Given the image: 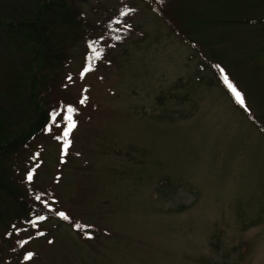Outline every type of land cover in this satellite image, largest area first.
<instances>
[{
	"label": "rangeland",
	"instance_id": "1",
	"mask_svg": "<svg viewBox=\"0 0 264 264\" xmlns=\"http://www.w3.org/2000/svg\"><path fill=\"white\" fill-rule=\"evenodd\" d=\"M41 1L0 0L1 148L35 120L18 25ZM76 1L109 60L94 68L79 41L67 50L59 85L72 111L16 167L25 200L61 221L0 223L7 264H264V135L228 87L264 127V22L242 23L264 19V0H167L178 22L143 0ZM66 221L97 229L80 237Z\"/></svg>",
	"mask_w": 264,
	"mask_h": 264
},
{
	"label": "trees",
	"instance_id": "2",
	"mask_svg": "<svg viewBox=\"0 0 264 264\" xmlns=\"http://www.w3.org/2000/svg\"><path fill=\"white\" fill-rule=\"evenodd\" d=\"M173 1L171 0L169 4H173ZM143 2L162 19H167L166 15L170 14L171 20L177 21L173 10H170V5L167 4V0H143ZM256 20L264 22V19H255L243 20L242 23H258ZM179 22L181 25L183 24L182 19ZM181 25L178 27L174 24L171 28L172 32L185 40L192 50L200 54L199 45L185 35L187 32L185 34H183L184 32L180 33ZM92 26L93 24L85 18L76 0H42L34 20L28 24L20 23L18 25L19 32H23L27 37L25 44L32 53L30 60L26 62L22 71L28 81L29 88L28 91L22 90L21 92L28 103L32 105L30 107L31 110L33 109L35 120L29 129L23 132L24 136L28 134L25 139L20 136L17 138L18 140L11 138L4 143L3 148L0 146V199H3V201H0V223L2 224L11 225L14 222H22L35 228L40 217L53 216L60 218L39 201L25 200L26 196L23 190L17 188L16 185L17 160L20 152L28 150L37 138L48 133L47 129H52L64 120L67 114H70L66 112L69 109L68 99L62 91V85H59V74L60 69L67 65V62L64 61L68 59L67 50L72 44L79 41L84 45L85 50L88 52L90 65L94 68L109 60L107 44L105 43L106 38L104 35L97 34ZM63 27H67V29L64 30ZM201 57L203 58V56ZM204 61L213 70L216 80L230 94L224 85L225 81L217 70V63L207 62V59H204ZM57 85L58 89H56ZM40 91L42 94L41 100ZM233 101L234 106L264 135V127L260 122L254 116L242 110L235 100ZM65 223L72 228L76 227L74 229L80 237H84L85 229H97L90 225H76L71 221ZM37 231L39 235L45 233L40 229ZM7 238L10 242L11 238L8 233ZM32 257L34 258L36 255ZM7 260L11 262L12 258L7 259L4 256L0 245V264H7Z\"/></svg>",
	"mask_w": 264,
	"mask_h": 264
},
{
	"label": "snow or ice",
	"instance_id": "3",
	"mask_svg": "<svg viewBox=\"0 0 264 264\" xmlns=\"http://www.w3.org/2000/svg\"><path fill=\"white\" fill-rule=\"evenodd\" d=\"M90 70H91V68L89 67V68H86L84 71L87 72V71H90ZM81 75H82V77H83L84 73H82ZM225 83H227V77H225ZM228 87H229V88L231 89V91L233 92L234 96L236 97L237 102H238L241 106H243L244 101H243V98L241 97L240 93L237 92L236 89L233 88L231 84H228ZM81 103H84V100H81ZM68 111L71 112L72 109L69 108ZM74 127H75V124L70 122L69 125H68V128H67V129L65 130V132L63 133V138H64V148H65V151L67 150V148H68V144H69L68 136H69V134L71 133V131H72V129H73ZM31 178H32L31 175H29L28 179L31 180ZM60 215H61L62 218H66V217L63 216V213H61ZM43 219H44V217H40V220H43Z\"/></svg>",
	"mask_w": 264,
	"mask_h": 264
}]
</instances>
